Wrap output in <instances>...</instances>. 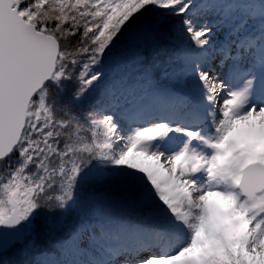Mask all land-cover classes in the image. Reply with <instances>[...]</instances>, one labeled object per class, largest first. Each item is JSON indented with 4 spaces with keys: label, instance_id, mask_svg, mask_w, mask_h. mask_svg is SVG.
Segmentation results:
<instances>
[{
    "label": "snow or ice",
    "instance_id": "snow-or-ice-1",
    "mask_svg": "<svg viewBox=\"0 0 264 264\" xmlns=\"http://www.w3.org/2000/svg\"><path fill=\"white\" fill-rule=\"evenodd\" d=\"M125 42L148 99L136 109L117 99L124 77L105 79ZM97 88L104 99L74 111ZM250 116L264 117V0H0V238L24 240L42 207L78 206L83 190L125 213L92 258L40 264H245L264 244V156L221 145ZM213 195L245 213L235 252L223 231L208 247L200 235ZM65 244L88 256L79 230Z\"/></svg>",
    "mask_w": 264,
    "mask_h": 264
},
{
    "label": "trees",
    "instance_id": "trees-1",
    "mask_svg": "<svg viewBox=\"0 0 264 264\" xmlns=\"http://www.w3.org/2000/svg\"><path fill=\"white\" fill-rule=\"evenodd\" d=\"M214 1L216 0H198L195 2L212 4ZM220 1L224 2V0ZM169 51L170 49L161 50L160 56H166ZM121 69H126L122 72L126 82H132L136 76L140 75L141 67L134 49L113 57L109 68L106 69L105 79L114 80L117 72ZM169 70L171 71V69ZM164 83L170 82L164 81ZM70 88L71 85H69ZM103 99L101 89L97 88L90 91L86 98L74 108V111H88L90 105ZM84 187L87 188V185ZM95 191L97 190H89V192ZM86 196L87 194L81 190L82 199L79 205L69 207L67 210L50 211V208H54V202L52 205L42 207L33 221L35 228L26 235L24 240L12 246L7 252L0 254V264H40L42 261L69 259L67 253L69 247L65 241L77 230L81 231L87 227L89 231L92 224L99 227L100 233H103L105 238L101 225L106 223V219L115 218L122 212L117 209L118 206L114 202L87 199ZM83 222L91 223L85 224Z\"/></svg>",
    "mask_w": 264,
    "mask_h": 264
},
{
    "label": "clouds",
    "instance_id": "clouds-1",
    "mask_svg": "<svg viewBox=\"0 0 264 264\" xmlns=\"http://www.w3.org/2000/svg\"><path fill=\"white\" fill-rule=\"evenodd\" d=\"M242 130L247 131L242 135ZM221 147L227 150L226 157H231L233 153H239L240 156H264V117L250 116L243 120L234 121L232 129L225 136ZM197 202L201 203L198 198ZM202 203L212 213L213 222L208 237H204L203 233L200 234L206 241L205 247L213 243L214 233L223 231L225 239L232 242V250L235 252L240 248V235L248 227L245 221V213L233 211L232 206L214 195L208 196ZM221 213L224 214L223 220ZM225 221L228 222V226H225ZM241 254L245 264H264V244L259 250L256 248L244 249Z\"/></svg>",
    "mask_w": 264,
    "mask_h": 264
},
{
    "label": "rangeland",
    "instance_id": "rangeland-1",
    "mask_svg": "<svg viewBox=\"0 0 264 264\" xmlns=\"http://www.w3.org/2000/svg\"><path fill=\"white\" fill-rule=\"evenodd\" d=\"M195 1H198V0H195ZM233 2H235V0H224V2H221L220 0H216L213 3H224V4H227V3H233ZM217 15H221V16L223 15L222 13H220L219 9H217L216 12H211L205 18L204 22H211V21L215 20ZM226 32H227L226 28L223 29V30H215L213 39L217 43L222 42L225 39ZM131 49L133 50V48L130 47L128 45V43L126 42L124 45L121 46L120 49L117 50V52L114 54V56H117L119 54H124L125 52L130 51ZM125 70L126 69H121L120 71H118L117 72V76L115 77L114 80H119L121 77H123L124 74L122 72L125 71ZM125 80L126 79H124V81ZM138 89H143V85L140 84V75L136 76L132 82H126L125 81V84L118 86V90H117L116 96H117V99H118L120 105H122V106L126 105L127 104V102H126L127 98L129 96H131V94L134 93L133 92L134 90H138ZM138 100H139V98H138ZM142 115H143L142 112H135L134 113V116H136V117H140ZM116 206H118L117 209H119L122 212L121 215H123L125 213V209L121 205L117 204ZM114 209H115V207H114ZM105 222H107V219L105 220ZM92 227L96 228L97 234H93L92 233ZM98 228L99 227L97 225H93L92 224V226L90 227V229L87 232V234H84V229L79 231L82 234L83 240L87 242V245H88V256L85 257V256L78 255V254L74 255L73 254V250L68 248L67 253H68V258L69 259H72V258H75V259L92 258V254L95 251L96 245L101 243L102 240L104 239V236L102 235L103 233H100V231H99L100 229H98Z\"/></svg>",
    "mask_w": 264,
    "mask_h": 264
},
{
    "label": "bare ground",
    "instance_id": "bare-ground-1",
    "mask_svg": "<svg viewBox=\"0 0 264 264\" xmlns=\"http://www.w3.org/2000/svg\"><path fill=\"white\" fill-rule=\"evenodd\" d=\"M133 92H132L133 94H131V96L127 98L126 105L130 106L132 109H136L141 104L148 103L147 97L143 95V89L134 90Z\"/></svg>",
    "mask_w": 264,
    "mask_h": 264
},
{
    "label": "water",
    "instance_id": "water-1",
    "mask_svg": "<svg viewBox=\"0 0 264 264\" xmlns=\"http://www.w3.org/2000/svg\"><path fill=\"white\" fill-rule=\"evenodd\" d=\"M16 240V234L5 233L2 238H0V243L3 244V248L0 249V254L7 252L12 246L16 245L19 241Z\"/></svg>",
    "mask_w": 264,
    "mask_h": 264
}]
</instances>
